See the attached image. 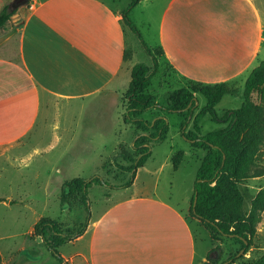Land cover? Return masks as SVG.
I'll use <instances>...</instances> for the list:
<instances>
[{
    "label": "crops",
    "instance_id": "obj_1",
    "mask_svg": "<svg viewBox=\"0 0 264 264\" xmlns=\"http://www.w3.org/2000/svg\"><path fill=\"white\" fill-rule=\"evenodd\" d=\"M9 1L0 0V9ZM129 2L27 1L19 27L0 36V145L32 131L42 111L53 105L57 112L59 101L90 100L97 118L111 101L120 103L133 66L124 58L132 31L121 15ZM130 17L138 27L154 30V45L178 78L239 84L264 60V0H140ZM66 130L74 131L70 125ZM130 187L105 193V207L69 241L74 248L59 251L64 261L202 264L210 249L223 248L208 230L211 245H205L198 228H206L190 214L188 194L178 200L163 190Z\"/></svg>",
    "mask_w": 264,
    "mask_h": 264
},
{
    "label": "rangeland",
    "instance_id": "obj_2",
    "mask_svg": "<svg viewBox=\"0 0 264 264\" xmlns=\"http://www.w3.org/2000/svg\"><path fill=\"white\" fill-rule=\"evenodd\" d=\"M13 2L14 0L8 2L10 9L17 8V10L3 27L4 31L1 28L0 36L16 30L23 18L27 0L19 5H14ZM138 14L141 15L140 9ZM139 31L146 43L154 47V30L142 27ZM128 48L131 52L128 60L132 65L139 62L151 63L150 57L133 32L128 33ZM159 62L162 63V60ZM182 84L184 80L178 78L173 69L161 64L151 81L150 91L157 95L159 103L165 104L168 92ZM231 85L237 89V92L222 97L215 106L218 114H222L226 109L239 107L244 100V82ZM127 87L126 84L120 90V103L113 100L109 106H106L103 118L93 115L90 100L85 101V105L76 101L69 104L59 101L58 104L56 103L57 112L53 105L51 108L47 106L42 111L32 131L14 142L0 145L1 264H54L57 260L45 244L39 239L30 237L29 230L34 219L49 216L58 220L63 228H73L76 222L81 225L86 218H93L101 212L107 202L105 193H108L110 188L114 189L107 185L93 184L88 189V208L79 203L70 211L60 205L59 185L62 180L74 177L87 179L98 174L111 184H119L129 178L130 174L121 171L117 166L127 164V161L117 154L119 144L124 143L126 148L131 149L134 137V127L123 121L124 106L121 98ZM197 98L196 111L205 104L203 95L198 94ZM158 113L163 114L168 122L167 138L152 144V155L143 166L137 168L134 186L130 187V185L129 191L157 189L160 192L163 190L162 192L170 196L174 194L178 200L184 194H188L191 198L196 174L205 151L190 147V143L182 135V123L185 117L179 112H164L151 108L145 110L142 117L153 120ZM71 114L73 116H70ZM69 125L74 129L72 133L66 130ZM221 126L220 123L214 122L209 114L200 121L202 133ZM188 129H192V121L188 123L186 130ZM178 150L184 151L185 155L179 167L174 169L172 156ZM255 160L257 166L264 165V144ZM104 163L106 166H103ZM239 188L244 194V207L247 210L256 193L260 189L264 190V176L260 179L241 181ZM198 230L206 235L205 245H211V241L207 239V229L199 225ZM221 243L223 244L222 260L240 248V244L231 238H224ZM197 246L199 251L200 240L197 241ZM73 248L72 243L66 242L58 247V251L69 253ZM217 254L218 252L214 251L211 255ZM263 254L264 205L252 245L236 264H256L255 261Z\"/></svg>",
    "mask_w": 264,
    "mask_h": 264
},
{
    "label": "trees",
    "instance_id": "obj_3",
    "mask_svg": "<svg viewBox=\"0 0 264 264\" xmlns=\"http://www.w3.org/2000/svg\"><path fill=\"white\" fill-rule=\"evenodd\" d=\"M139 1L130 0L121 11L123 23L136 35L151 60L150 64L139 62L132 66L128 87L121 98L124 106L123 120L134 127V137L131 149L126 148L124 143L119 144L117 154L121 155L127 164L117 166L130 176L119 184H111L98 174L87 179L74 177L65 180L59 194L60 205L70 211L79 203L88 208V189L93 184L112 188L130 186L137 168L143 166L151 155L152 144L166 139L169 129L163 114L158 113L153 120H147L142 117V113L151 108L164 112H179L185 117L182 135L192 149L205 151L196 174L190 214L202 222L212 240L231 238L240 244L235 253L223 260V248H212L202 264H236L252 245L264 205V190L260 189L246 210L244 194L239 188L241 181L264 176V165L257 166L255 160L264 144V60L260 61L245 79L244 100L240 106L226 109L222 114L217 113L215 106L224 95L237 92V89L227 82L203 83L182 78L184 84L168 92L165 104L159 103L157 95L150 91L151 81L161 64L171 67L163 59L162 48L149 46L130 17L131 10ZM16 10L17 8L11 10L10 4H5L0 9V28L11 20ZM130 56V50H126L124 58L129 59ZM159 60H162V63ZM198 94L203 95L205 104L196 111ZM206 114L222 126L202 133L200 121ZM190 121L192 129L186 130ZM183 157L182 150L173 154L174 169L179 167ZM103 166H106V163ZM87 224L88 218L81 225L76 222L73 228H63L58 220L40 216L33 225L30 237H40L60 264H68L60 255L58 247L80 236ZM214 251L218 252L216 256L211 255ZM1 260L0 255V264ZM255 263L264 264V254Z\"/></svg>",
    "mask_w": 264,
    "mask_h": 264
},
{
    "label": "water",
    "instance_id": "obj_4",
    "mask_svg": "<svg viewBox=\"0 0 264 264\" xmlns=\"http://www.w3.org/2000/svg\"><path fill=\"white\" fill-rule=\"evenodd\" d=\"M25 0H14V5H19V4H22L23 2H24ZM193 203H195V199H194V202ZM240 252H242V250L240 251ZM239 252V253H240ZM223 264V263H222Z\"/></svg>",
    "mask_w": 264,
    "mask_h": 264
}]
</instances>
